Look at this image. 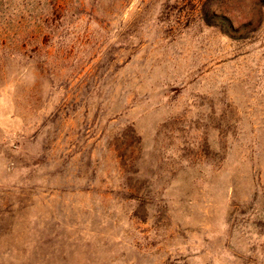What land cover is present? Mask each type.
I'll use <instances>...</instances> for the list:
<instances>
[{"label":"rangeland","instance_id":"1","mask_svg":"<svg viewBox=\"0 0 264 264\" xmlns=\"http://www.w3.org/2000/svg\"><path fill=\"white\" fill-rule=\"evenodd\" d=\"M0 264H264V0H0Z\"/></svg>","mask_w":264,"mask_h":264},{"label":"trees","instance_id":"2","mask_svg":"<svg viewBox=\"0 0 264 264\" xmlns=\"http://www.w3.org/2000/svg\"><path fill=\"white\" fill-rule=\"evenodd\" d=\"M205 15V20H207L208 23H211V20L213 19L212 17H214L215 15H210L208 12L204 13Z\"/></svg>","mask_w":264,"mask_h":264}]
</instances>
